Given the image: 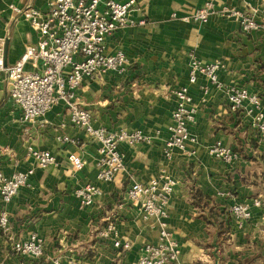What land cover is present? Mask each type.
Masks as SVG:
<instances>
[{"label":"crops","instance_id":"obj_1","mask_svg":"<svg viewBox=\"0 0 264 264\" xmlns=\"http://www.w3.org/2000/svg\"><path fill=\"white\" fill-rule=\"evenodd\" d=\"M126 2L128 0H117ZM208 0H137V20L145 26L118 31L106 41L107 53L123 51L130 65L121 74L109 71L86 81L77 102L93 115V125L108 131H141L150 142L122 143L124 167L111 182L97 176L98 144L74 126L64 101L47 114L24 124L21 110L9 94L7 73L0 74V173L11 177L33 170L28 184L7 205L10 233L26 239L36 233L44 240V256H17L0 229V264H138L142 249L159 241L157 221L145 220L141 210L125 202L133 181L171 179L176 185L168 209L169 230L181 255L171 264H264V147L252 127L257 109L246 103L234 112L228 104L233 85L247 87L263 98L264 15L262 0H212L217 10L230 7L254 15L263 28L244 33L237 20L214 14L207 23L184 22ZM53 0H0V38L8 43L7 65H14L38 34L11 5H33L46 11ZM177 19H173V14ZM204 64L220 61V85L204 75L189 82L191 56ZM27 69H31L30 66ZM189 88L196 108L191 132L196 143L187 152L164 154L176 98L173 92ZM69 137L75 143H65ZM222 143L238 154L228 164L213 158L209 149ZM51 152L57 164L40 168L28 147ZM195 152L192 154V152ZM79 157L76 168L70 156ZM87 183L102 194L82 207L75 190ZM252 208L242 228L234 223L236 203ZM114 227L109 238L101 232ZM130 244L117 250L114 241Z\"/></svg>","mask_w":264,"mask_h":264},{"label":"built area","instance_id":"obj_2","mask_svg":"<svg viewBox=\"0 0 264 264\" xmlns=\"http://www.w3.org/2000/svg\"><path fill=\"white\" fill-rule=\"evenodd\" d=\"M137 0L124 3L117 0H53L46 11L33 5L22 9L11 7L22 15L38 34L36 44L29 45L21 58L11 66L5 65V40L0 38V74L7 73L10 98L21 110V121L32 123L43 117L56 104L66 103L72 124L83 129L98 144L99 158L97 176L104 182L113 181L115 175L124 167L120 145L127 143L137 145L150 142V137L141 131H108L93 125V115L79 105L76 91L86 82L96 80L109 71L119 74L125 72L130 65L127 55L119 50L107 53L106 41L122 29L145 26L143 20H137L133 12L138 10ZM260 12L264 15V0ZM232 17L238 21L244 33L263 28V24L254 15L230 7L217 10L214 2L208 0L203 7L190 16L183 17L184 22L207 23L214 14ZM177 19V15H172ZM30 66L31 69H27ZM223 64L216 61L204 64L194 55L191 56L189 82L195 83L199 75H204L212 84L219 86V71ZM176 108L173 112L172 124L169 127L170 138L166 142L164 154L172 158L174 151L187 152L190 143H196L191 126L196 122V108L189 88L180 87L173 92ZM228 104L237 112L245 104L257 109L252 127L256 132L257 142L264 147V108L263 98L251 94L243 85H233L228 90ZM65 143H75L69 137L62 138ZM195 152L193 151L192 154ZM209 154L225 163L232 164L238 154L229 147L218 142L209 149ZM28 155L33 157L40 168L57 164L56 157L49 151L28 147ZM70 162L81 168L83 162L75 155ZM33 170L18 172L11 177L0 173V229L11 242L15 255L31 259L44 256V240L36 233L26 239L14 237L10 233V218L7 205L28 184ZM176 183L171 179L164 181L152 179L148 183L133 181L125 195V202L138 207L145 220H156L160 236L156 244L143 247L138 264H171L179 261L181 249L169 230L168 209ZM101 189L92 183L75 190V195L82 207L91 206ZM262 205L260 199L252 204L236 203L231 209V216L239 228L252 218V208ZM114 227L109 225L102 231L101 237L109 238ZM117 250L127 251L130 244L114 241ZM58 264V261H55ZM117 264V263H112Z\"/></svg>","mask_w":264,"mask_h":264},{"label":"water","instance_id":"obj_3","mask_svg":"<svg viewBox=\"0 0 264 264\" xmlns=\"http://www.w3.org/2000/svg\"><path fill=\"white\" fill-rule=\"evenodd\" d=\"M7 54H8V43L6 42L5 43V56H4L5 65H7Z\"/></svg>","mask_w":264,"mask_h":264}]
</instances>
